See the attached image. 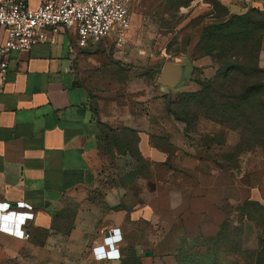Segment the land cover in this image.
Here are the masks:
<instances>
[{
	"label": "crops",
	"instance_id": "0c3cea01",
	"mask_svg": "<svg viewBox=\"0 0 264 264\" xmlns=\"http://www.w3.org/2000/svg\"><path fill=\"white\" fill-rule=\"evenodd\" d=\"M219 1L229 15L264 10V0ZM27 2L36 8L42 0ZM189 2L180 8L199 20L193 51L203 27L228 16L213 17L210 0ZM139 19L132 13L131 27ZM51 37L13 53L0 77V204L33 213L22 222L28 237L0 230V264H174L180 239L215 237L246 201L264 205V166L233 176L181 150L169 155L153 142L150 113L137 111L125 93L131 70L121 76L115 66H101L102 53L79 48L74 29ZM173 62L184 72L185 64ZM258 65L264 68V44ZM148 94L139 95V107ZM98 97L108 104L105 114L93 108ZM104 126L138 131L149 175L123 188L102 180ZM111 228L123 234L114 250L104 241Z\"/></svg>",
	"mask_w": 264,
	"mask_h": 264
},
{
	"label": "rangeland",
	"instance_id": "374dc122",
	"mask_svg": "<svg viewBox=\"0 0 264 264\" xmlns=\"http://www.w3.org/2000/svg\"><path fill=\"white\" fill-rule=\"evenodd\" d=\"M189 1L135 2L131 17L134 12L139 14L138 26L130 28L126 48L111 46L98 50L104 56L101 66H115L121 76L124 71L131 70L127 74L130 90L125 93L130 95L137 111L150 113L153 142L165 148L169 155L181 150L183 154L196 156L228 170L233 176L249 171L256 165L262 167L264 121L255 126V120L245 108L240 92L229 99L234 105L232 109L227 103L221 109L227 108V111L207 113L203 106H198V109L192 106L188 110L191 115L185 121L174 115L175 110L183 107L178 104L183 94L200 91L204 85L219 78L217 62L209 56H195L192 51L199 20L189 15L187 7L185 11L180 8ZM235 48V57L243 58V42ZM170 60L185 64L183 78L173 89L167 87L160 90L156 81L164 64ZM143 90L149 94L147 106L142 108L138 100ZM104 99L98 97L93 100L97 114L108 111ZM131 137L139 152L121 154L113 150L101 153L105 159L102 180L107 182L114 178L120 188L129 185L133 173L147 172L148 169L147 163L141 162L144 157L139 150L138 139L135 135ZM256 208L254 214L258 222L234 213L232 225L220 241L201 237L180 239L173 250L174 264H255L257 252L262 251L261 246L264 244V212Z\"/></svg>",
	"mask_w": 264,
	"mask_h": 264
},
{
	"label": "trees",
	"instance_id": "16d2710c",
	"mask_svg": "<svg viewBox=\"0 0 264 264\" xmlns=\"http://www.w3.org/2000/svg\"><path fill=\"white\" fill-rule=\"evenodd\" d=\"M213 7L212 14L215 18L227 19L215 23H209L202 29L200 39L195 47L194 55L198 57L209 56L214 59L218 66V77L215 82L204 85L197 92L183 94L178 104L182 105L174 111V115L185 121L191 115L192 106L198 109L203 106L208 112L227 111V105L232 104L233 94L240 92L245 108L249 110L255 126L264 121V68L259 67L258 57L264 44V10L252 8L242 14L229 15V10L219 0H210ZM243 42V58L235 57V46ZM257 52V55L254 53ZM243 60V61H242ZM228 98V99H226ZM222 102V104H220ZM219 103V105H218ZM234 105H231V109ZM204 113V112H203ZM201 114V112H199ZM102 143L99 144L100 152L117 150L124 154H134L138 151L134 145L131 135L138 139V131L129 127L107 128L104 126ZM138 141V140H137ZM141 162L148 165L147 172H135L129 184L138 176H146L150 173V164L144 158ZM260 208L264 212V205L260 202L248 200L238 208L240 216L258 222L254 209ZM256 208V209H257ZM232 220L223 222L220 232L215 237H202L209 240L224 239V235ZM262 251H258L255 264H264V244Z\"/></svg>",
	"mask_w": 264,
	"mask_h": 264
},
{
	"label": "built area",
	"instance_id": "2783aa9c",
	"mask_svg": "<svg viewBox=\"0 0 264 264\" xmlns=\"http://www.w3.org/2000/svg\"><path fill=\"white\" fill-rule=\"evenodd\" d=\"M137 1L42 0L38 7L32 8L27 0H0V26L5 30V37L0 40V77L8 72L13 53L28 51L69 29L76 30V44L81 49L126 48L131 10ZM17 206L29 207L25 202ZM32 216L31 212L13 210L9 203L0 204V230L28 237L22 222ZM122 239L118 228L109 229L104 237L112 250Z\"/></svg>",
	"mask_w": 264,
	"mask_h": 264
},
{
	"label": "water",
	"instance_id": "95a60500",
	"mask_svg": "<svg viewBox=\"0 0 264 264\" xmlns=\"http://www.w3.org/2000/svg\"><path fill=\"white\" fill-rule=\"evenodd\" d=\"M183 70L182 67L173 62L167 61L159 76V82L164 86H167L171 89L176 87L182 80ZM145 255H153L152 251H146Z\"/></svg>",
	"mask_w": 264,
	"mask_h": 264
}]
</instances>
